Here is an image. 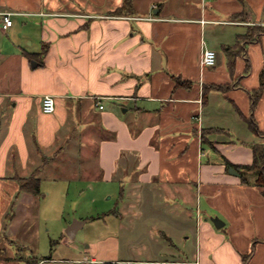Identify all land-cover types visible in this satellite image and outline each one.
<instances>
[{"label": "crops", "instance_id": "obj_1", "mask_svg": "<svg viewBox=\"0 0 264 264\" xmlns=\"http://www.w3.org/2000/svg\"><path fill=\"white\" fill-rule=\"evenodd\" d=\"M125 1L0 0V264H26L11 233L37 170L122 186L118 231L74 264H264V187L227 164L264 144V0Z\"/></svg>", "mask_w": 264, "mask_h": 264}, {"label": "rangeland", "instance_id": "obj_2", "mask_svg": "<svg viewBox=\"0 0 264 264\" xmlns=\"http://www.w3.org/2000/svg\"><path fill=\"white\" fill-rule=\"evenodd\" d=\"M261 29L251 28L253 35H249L250 39L259 35ZM61 155L65 158L74 156L69 152ZM48 177L43 178L41 195L31 201L21 197L16 202L14 213L18 219L11 236L18 249L22 248L18 257L28 260L52 257V262L45 261L44 264H74L76 257L92 251L95 244L101 243L111 231H118L120 219L114 213L125 204H121L122 186L116 181L93 177L59 179L57 182ZM84 220L87 223L78 230L75 238H71L67 234L68 227ZM123 221L128 224L129 218L125 217ZM127 232L124 230L121 234L129 236ZM11 240L6 233L5 238L4 235L0 237V253L3 247L9 253L13 251L9 249Z\"/></svg>", "mask_w": 264, "mask_h": 264}, {"label": "trees", "instance_id": "obj_3", "mask_svg": "<svg viewBox=\"0 0 264 264\" xmlns=\"http://www.w3.org/2000/svg\"><path fill=\"white\" fill-rule=\"evenodd\" d=\"M131 10V3L129 0L125 1V5L123 6V10L121 11H129ZM252 35V34H250ZM187 84L186 82H180ZM262 87H264V82L262 83ZM251 128L256 130V126L251 122L250 123ZM253 151V162L249 165H233L229 162H227L228 165L233 166L235 169H237L241 176H243L242 170H255L258 172L259 176L257 179V185L264 187V144H254L252 146ZM40 170H37L32 176L28 178H20V191L21 192H28L30 194L39 196L41 195V178H40ZM14 207H12L13 210ZM20 260H23L24 258L19 257ZM247 260V258H244V262ZM26 264H38L39 258L34 257L33 260H24Z\"/></svg>", "mask_w": 264, "mask_h": 264}, {"label": "built area", "instance_id": "obj_4", "mask_svg": "<svg viewBox=\"0 0 264 264\" xmlns=\"http://www.w3.org/2000/svg\"><path fill=\"white\" fill-rule=\"evenodd\" d=\"M11 13L6 14L3 28L7 29L13 25V21L11 19ZM218 55L215 50L207 49L203 53L202 57V64L206 67H214L217 64ZM101 108L103 106L101 105ZM56 110V99L52 95H46L44 96L42 100V111L45 114H53ZM160 264H171L169 262H163Z\"/></svg>", "mask_w": 264, "mask_h": 264}, {"label": "water", "instance_id": "obj_5", "mask_svg": "<svg viewBox=\"0 0 264 264\" xmlns=\"http://www.w3.org/2000/svg\"><path fill=\"white\" fill-rule=\"evenodd\" d=\"M217 228H221L224 224L219 219H213ZM83 222L76 221L74 224L68 227L67 234L71 238H75L78 228L82 225Z\"/></svg>", "mask_w": 264, "mask_h": 264}]
</instances>
